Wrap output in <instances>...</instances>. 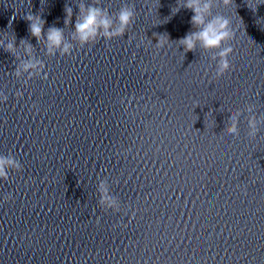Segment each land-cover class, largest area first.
Returning a JSON list of instances; mask_svg holds the SVG:
<instances>
[{"label":"clouds","instance_id":"obj_1","mask_svg":"<svg viewBox=\"0 0 264 264\" xmlns=\"http://www.w3.org/2000/svg\"><path fill=\"white\" fill-rule=\"evenodd\" d=\"M234 0H222L225 7L232 6ZM183 7L191 10L194 15L191 17L192 25L197 29L186 34L180 38L179 44L185 52H192L196 49L197 45L205 50H219L218 55L215 57L216 64V77L219 78L232 70V64L229 57L233 53V47L229 44L235 38V33L230 27V21L224 16H212V3L211 0H186ZM254 11L256 9H253ZM178 11V9H177ZM66 18L65 23L71 22L72 9L65 8ZM136 12L132 6H122L116 15V21L111 18V14L104 8L97 6L96 3L89 5L86 9L81 6V16L75 23V37L81 45L94 43L100 38L111 40L114 38L124 37L127 30L132 26ZM24 19L29 22V31L32 36L39 39L44 34L43 26L44 21L38 15L31 13L27 14ZM156 47L163 48L168 42L169 37L165 35H157ZM48 41L47 51L48 54L54 55L56 50L60 51L61 55H70L72 53V46L63 42V30L52 27L49 28L46 34ZM14 48L13 43H9L6 51H12ZM26 51H31L30 47ZM25 70L37 67V64L28 63L24 66ZM19 75V73H17ZM7 97H4V102ZM251 111V108H249ZM232 124L227 129L231 134H237V116L231 117ZM250 129L249 135L254 136L257 132L256 119L251 118L248 121ZM12 169L20 171L22 165L19 160L14 157L0 156V179L7 181L9 179L8 170ZM10 197H6L9 199ZM102 204H114V201L102 200Z\"/></svg>","mask_w":264,"mask_h":264}]
</instances>
